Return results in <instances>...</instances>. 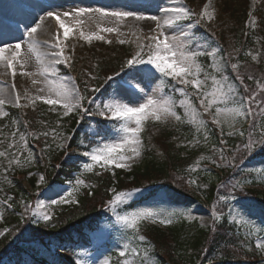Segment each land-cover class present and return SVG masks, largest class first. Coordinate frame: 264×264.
Here are the masks:
<instances>
[{"label": "snow or ice", "instance_id": "snow-or-ice-1", "mask_svg": "<svg viewBox=\"0 0 264 264\" xmlns=\"http://www.w3.org/2000/svg\"><path fill=\"white\" fill-rule=\"evenodd\" d=\"M46 7L51 10L44 11L42 9L44 14L39 15V19L33 17L32 26L25 25L20 37L0 36V67L10 72L13 78L19 72V75L30 78L33 86L42 85L35 94L25 89L22 96L16 91L13 83L14 101L4 98V87L0 86V117L5 115L4 108L9 104L16 108L30 107L35 110L38 103H43L49 106L50 112L58 113L61 118L71 113L80 112L101 117L108 121L111 127L110 131L106 133V130L99 127L100 122H98L97 127L90 132L92 140L89 143L91 146L84 144L83 140L79 142L80 146L88 148L87 151L81 153L83 157L87 158V162L82 164L81 172L77 174L72 187L64 192V195L59 196L58 199L47 201L37 199L34 206L31 202L22 201L25 207V214L21 215L22 221L26 218L31 219L33 223L43 220L47 226L53 218L51 213L45 210L47 207L79 203L74 194L79 191L81 186L92 187L81 179L84 173H93L97 167L103 171H111L113 175H115L114 169H130L145 150L143 133L149 122L161 126H167L170 121L190 125L197 136L202 134L205 142L208 141L212 131L209 127V123H211L219 130L220 144L223 145L226 143L223 139L225 135L239 134L243 137L245 132L237 125L241 121H248V138L243 145L244 151L250 155L257 147H264V100L257 99L256 91H252L251 95L246 94L249 89L244 84V75L239 71L241 67L239 62L229 65L224 56L219 55L223 50L221 47L209 50L207 44L199 42L193 32L195 26L214 19L215 10L211 7V0H207L198 13L189 8L183 0H157L155 4L157 11L153 14H145L142 11L111 10L105 7H76L70 11L59 12L52 5ZM249 16L250 19L246 27L254 29L256 27L255 17L251 12ZM84 17L89 19L98 17L96 24L98 31H83L84 21L82 18ZM129 18L136 21H151L154 26L150 27L147 32H144L143 29L138 34L133 31L136 40L133 41L135 50L131 57L124 61L120 72L105 79V84L116 80L108 98L98 101L86 97L81 93L75 78L59 74L58 65L62 64L70 69L73 63L72 56L66 54L65 41L74 31H78L79 38L89 43L93 40L104 41L105 36L101 33L122 35L120 25ZM46 20H54L58 27L55 29L49 27V32L54 31V37L40 40L37 38V33ZM66 20H71L72 23H66ZM106 20L114 21L116 26H103L102 22ZM106 42L111 43V41ZM118 42L123 45L129 41L119 39ZM44 47L50 51H41ZM249 55L255 61L260 52L258 51L256 54L249 52ZM202 56L209 58L211 75L201 63ZM33 58L36 68L34 71H27L26 66ZM229 66L232 76L228 74ZM125 69L130 71L126 73ZM85 75L88 77V80L85 81V90L87 91L89 90V81L95 80L96 77L91 72H86ZM35 76L44 79L40 81L34 79ZM247 79L251 80L253 77L248 75ZM153 80H156L157 84L149 92L146 89ZM68 82H71V86ZM257 83L259 88L264 89V84H260L259 81ZM241 87L244 89L243 93L240 91ZM90 91L100 93L101 87L91 88ZM177 95L180 99H177ZM85 99H88L89 107L94 105L91 112L89 107L84 106ZM194 101H198V104ZM178 108L183 112L178 113ZM205 116L208 119H205ZM21 123L23 130H21ZM40 123L46 125L47 122L40 121ZM29 124L30 122L27 120H13V127L7 134L0 127V170L6 179L9 172L30 166L37 159L34 149L29 147L30 138L38 141L43 136L47 141V137L51 134L54 140L59 139L58 148L68 147L66 141L70 137L64 136L63 133H57L56 128L37 132L31 130ZM56 125L60 126L59 119L56 121ZM225 129L228 131L225 132ZM199 143L200 140L194 137L188 142V146L194 147ZM50 147L45 142L40 152L43 154ZM212 152L218 153V159L201 155L194 164L188 166V171L195 172L197 169L208 171L207 167L201 164L204 160H209L216 167L237 169L241 166L234 163L235 153L231 159L225 157L223 147L217 149L213 145ZM65 155L67 156L68 153ZM225 161L227 163H224ZM242 162L243 160H241ZM255 171L257 182L264 180V168ZM28 175L31 176L32 173L29 172ZM44 181L45 178L40 176L37 184L42 185ZM250 182L229 177L218 184V194L210 210V226L213 232L216 231L218 223L225 219L224 213L218 211V207L221 206H229L227 216L231 218L230 223L236 225L237 231H240L241 225L252 223L244 214L243 209L237 210L230 206L231 202L236 199V191H243L244 184ZM188 183L196 185L197 188L207 187V185L200 184L195 178H189ZM39 191L38 187L37 192ZM139 191L138 188L119 191L115 188L108 189L111 198L105 201L104 207L115 217L114 223L119 226V240L116 244V259L113 260L109 254L104 256L99 264H154L153 254L150 251L152 246L149 245L146 236L142 234V225L149 221L171 225L176 217L195 221L196 217L186 211L176 213L150 207L124 210L128 207L127 201ZM221 191H224L225 194L220 195ZM88 194L92 195L93 193L89 191ZM11 199L8 197L0 201V206L6 205L7 208H13V204L10 203ZM29 212L30 216L27 215ZM253 229L264 234V226L253 225ZM7 232V228L0 231V237L5 236ZM252 235V231L245 232V240H249ZM244 242L241 241L242 244ZM255 246L264 252V240L258 239ZM75 264H89V262L82 257L76 260Z\"/></svg>", "mask_w": 264, "mask_h": 264}, {"label": "trees", "instance_id": "trees-1", "mask_svg": "<svg viewBox=\"0 0 264 264\" xmlns=\"http://www.w3.org/2000/svg\"><path fill=\"white\" fill-rule=\"evenodd\" d=\"M203 1L185 0L195 12ZM248 4L249 0H220L217 3L218 16L214 25L208 27L207 35L198 40L201 43L221 47L223 50L219 55L224 56L229 65L239 62L241 65L239 71L244 75L249 86L255 89L258 81L259 83L264 81V2L261 1L256 6L257 23L254 29L245 25ZM200 27L205 30L202 24ZM202 29H197V33ZM258 51L260 55L257 60L253 61L249 52L256 54ZM128 52V48L121 45L107 46L103 43L83 45L80 53L77 54L76 61L80 60L84 71L87 68L91 73L95 72V84L101 86L103 79L100 73L120 70ZM200 60L204 68L211 72L209 58L202 56ZM77 71V79L85 82L83 71L81 70L80 73L79 69ZM228 74L232 76L230 66ZM248 75H251L253 79H247ZM112 84H116V80L102 86L100 97L109 94ZM240 91L243 93L241 88ZM177 99H180L178 95ZM257 99L264 100V96L261 94ZM182 112L183 110L178 108V113ZM58 119L60 120L59 127L56 125ZM13 120H27L30 122L29 128L37 132L48 131L56 127L72 133L68 145L71 152L67 156L62 150H58L59 139L54 140L51 134L47 137V141L43 136L40 137L42 143L47 142L51 146L47 151L51 166L47 171L46 181L58 184L74 179L80 171L78 161L72 159V156L78 155L79 151H87L88 148L80 146L79 142L83 140L84 144L91 146L90 132L97 127L98 122H100L99 127L106 130V133L111 127L108 121L93 116L82 115L81 119L75 114H70L60 118L58 113L50 112L49 106L42 104L37 105L35 110H27L25 113L21 108L7 107L6 115L0 118V127L4 129L5 134L11 131ZM40 121L47 123L45 125ZM209 127L211 128L210 125ZM211 129L209 139L205 142L202 134L197 136L190 125L170 121L167 126H161L149 122L143 134L145 143L143 163L131 172L122 173L117 170L116 180L108 173L102 177H95V187L91 190L93 194L88 196V192H84L79 204L64 212L61 215L63 222L58 221L59 224L53 227L49 224L45 226V222L39 226L30 225L28 221L21 220L15 208V210H10L4 205L0 206L2 209L0 228L8 229L5 236L0 237V263L5 258L8 264H36V259L43 264H74L71 253L78 247L86 246L87 236L95 230V222L99 224L106 220L107 215L97 209L95 204L97 201L103 202L104 198H111L108 189L112 185L118 191L130 190V188L140 189V198L135 197L136 200L128 205L129 209L141 206L142 203L155 198L165 187L183 192L181 186L189 178H195L200 184L207 185V187L198 189L202 191V195L207 200L215 201L218 194L217 186L222 180L229 177L236 180H247L251 176L250 172L248 174L240 169L216 167L209 160L201 162L208 171L204 172L200 169L195 172L188 171V166L194 164L201 155L218 159V153H213L212 147L215 145L219 149L221 145L214 129ZM21 130H23L22 123ZM194 137L199 139L200 143L189 147L188 142ZM226 139L227 147H229V150L224 153L226 158L234 154L235 149L239 151L235 154L242 159L255 154L264 155L262 147H257L250 155L246 153L243 149L246 140L239 134L228 136ZM16 171L24 173L29 185L33 186L36 182V172L43 171V168L27 166ZM16 171L9 172L6 179L0 170V199L5 198L8 193L18 197L19 193L27 192L23 180L15 178ZM29 172L32 173L31 176L28 175ZM183 193L188 194L187 191ZM236 193L247 195L245 191L240 190ZM219 194L225 193L221 191ZM249 194L254 195L257 202L264 204V194L254 191H250ZM189 195L195 197L192 194ZM70 213L71 216H68ZM143 229L146 230L144 235L149 245L152 246L150 251L153 254L154 264H264V258H255L249 263L238 259L240 251L248 250L246 242L241 243L245 241V237L226 218L218 223L215 232L211 226L203 228L196 222H187L182 219L176 220L174 224L166 228L154 224L145 226ZM49 245L56 247L57 255L50 253ZM42 252H45V256L41 254Z\"/></svg>", "mask_w": 264, "mask_h": 264}, {"label": "rangeland", "instance_id": "rangeland-1", "mask_svg": "<svg viewBox=\"0 0 264 264\" xmlns=\"http://www.w3.org/2000/svg\"><path fill=\"white\" fill-rule=\"evenodd\" d=\"M204 4L207 2V0H204ZM218 1V0H217ZM254 1L256 0H249V10L247 13V16H249V13L254 9V6L256 4H253ZM259 1V0H257ZM146 2V3H145ZM157 0H0V18L2 20V23H0V36L4 37H9V38H18L21 36L22 31L24 30L25 25L31 26V22L33 21V17H38L39 15H43L44 11L51 10L47 8V5H52L56 10L59 12L63 11H70L76 7H105L111 10H131V11H142L145 12V14H153L157 10L155 8V5L151 6V3L156 4ZM264 2V0H263ZM203 4V5H204ZM202 5V7H203ZM202 7H200L199 12L201 11ZM211 7L214 9V3L213 0H211ZM21 11L26 12L28 16H23L19 15L18 13H21ZM254 17V15L252 14ZM83 19V25H82V30L85 32H95L98 31V28L96 26L98 17H93L92 19H89L87 17L82 18ZM250 19V16H249ZM248 19V21H249ZM256 20V18H255ZM48 21V20H46ZM1 22V21H0ZM138 21L129 18L126 21L123 22V24L120 25V32L122 35H117L116 33H101V35L105 36V42L106 41H111L110 44H120L118 42L119 39H124L126 41H129L123 45H127L128 48H133V51L135 50V43L133 41L136 40V36L133 35V31H135L137 34L141 29H143L144 32H147L150 27H153L154 24L151 21ZM146 23L145 26H142V28H135L134 24L138 23L139 25H143L142 23ZM4 23V24H3ZM66 23L71 24V20H66ZM103 26L105 27H115L116 23L114 21H103ZM58 26H53V29H55ZM198 26H195L193 29V32L197 38V40L202 38L203 36L199 35L196 32V29ZM49 30V29H48ZM52 34V32H49ZM55 33L53 31L52 37H54ZM46 35L41 36V40H48L51 39L52 37H45ZM61 36H62V30H61ZM198 40V41H199ZM84 40L79 38V32L74 31L73 34L69 37L67 41H65L67 47L65 49L66 54L68 55H73V48L75 45L78 44H83ZM107 43V42H106ZM207 47L209 50L218 47V46H213L207 44ZM50 50V49H49ZM202 63V62H201ZM59 69V74L61 76H70L72 77L68 72L67 73H61V68L58 65L57 66ZM36 68V63L35 60L29 61L28 65L26 66L27 71H34ZM207 71V69H205ZM130 71V70H129ZM129 71H125L126 73ZM211 75V72H209ZM123 75V73H122ZM34 79L42 81L44 78L40 76H35L33 77ZM51 78V77H49ZM13 83L15 84L16 91L19 92L22 96L24 94L25 89H28L29 92L35 94L37 89L42 87L41 84H37L33 86L31 84V79L28 77H24L19 75V72L15 76V78L12 77L10 72H8L5 68L2 67L0 70V86L7 88L5 92L7 93V96L4 95V98L8 101H14L15 98V92L12 89ZM69 86H71V82H68ZM157 81L153 80L151 81L150 85L146 89L147 91L151 92L152 87L156 86ZM264 84V83H262ZM251 92L256 91L257 92V97H259L261 94L264 96V89H261L257 86V88H253L250 86ZM113 89V87H112ZM112 91V90H111ZM167 91V90H166ZM251 95V93H250ZM108 96L103 97L101 100L107 99ZM96 100H98V96L95 97ZM24 103V101H22ZM12 106L11 104L6 105L4 108V112L6 114L7 112V107ZM14 107V106H12ZM30 108V107H29ZM28 109V108H27ZM60 117V116H59ZM2 118V117H0ZM238 128H242L246 134L247 137V132H248V121H241L240 124L237 125ZM56 128V127H54ZM57 133H63V129H57ZM228 129H225V132H227ZM64 136L66 133H63ZM228 136L226 135V138ZM108 137L106 136V139ZM248 138V137H247ZM60 143V142H59ZM29 147L34 149L35 155L37 156V159L35 162H33L30 166L32 167H37V166H44V167H50L51 166V159L48 156L47 152L41 153L40 149L42 147H37L29 143ZM235 153L239 152L237 149L234 150ZM236 155V154H235ZM233 154L230 155V159L232 158ZM72 159L78 161V167L80 168L81 172V166L84 162H87V158L83 157L82 155H74L72 156ZM240 160V161H239ZM241 160L243 162L241 163ZM144 161V153L140 158L135 160V162L132 164V167L130 169H123L125 171H130L133 168H136L137 166L141 165ZM235 163H239L241 166L237 169L242 170L243 172H247L250 176L247 181H251L250 183L244 184V187H248L251 185H254L255 188L261 190L264 192V180H261L257 182V173L256 169H261L264 168V155H253L251 158H240L238 155H236V160L234 161ZM24 169V168H23ZM79 172V173H80ZM95 172H103L100 168H96L93 173ZM93 173H84L81 176V179L85 181L86 184L92 185V180H91V175ZM78 174V173H77ZM40 176H44L42 172H37L36 173V182L33 186H30L28 184V180L24 179L25 187L27 189L26 193H19V196L16 197V200H14V195H10L8 197H11L12 199L10 200V203L13 204V208L17 210L18 215L21 217L22 214H25V207L23 202H31L32 205H35V202L37 199L40 200H49V199H58L59 196L64 195V192L68 191L69 188L72 187V184L75 181L74 179L68 180L67 182L63 184H58V183H47L46 179L42 185H38L37 181L39 180ZM51 186V187H50ZM1 187V186H0ZM40 188V191L37 192V188ZM84 186H81L79 188V191L74 194V197L76 200L79 201L80 195H81V188ZM261 188V189H260ZM62 189V190H61ZM190 190L194 194H197L198 192L195 193V189L188 184V182L182 184L181 190L185 192V190ZM128 190V189H124ZM175 191L170 188H163L158 196L155 198L142 203L143 205L137 207V208H145V207H150V208H155V209H165L168 212H176V213H183L187 212L188 214H191L192 216L196 217L195 221L192 220H185L187 222H196L199 226L203 228H207L210 226L211 223V215H210V210L211 206L215 202L214 200H207L204 199L200 194L197 195V197H191L186 193ZM140 191L137 193H134L132 198L127 201V206L130 205L133 201H135L136 198H140ZM223 195V194H220ZM236 195V194H235ZM7 197V198H8ZM6 198V199H7ZM105 199V198H104ZM102 199V200H104ZM98 201L96 202V204ZM75 204L77 203H68V204H58L54 206L47 207L45 210L50 212L52 215V221L49 224L50 227H53L54 225L59 224V222H63L61 215L64 212H67L70 208H72ZM95 204V205H96ZM231 207L236 208L237 210L243 209L244 214L250 219L252 222L251 224H243L240 226V230L245 233L248 231H252L253 235L250 237L252 240V245L256 249V254L259 255L261 258L264 257V252H261L256 248V241L258 239L264 240V234L260 232H256L253 229V225L257 227H262L264 226V204H259L255 201V198H248L245 199L243 197H239L236 195V199L231 202ZM129 208H125L124 210H128ZM229 210V206H221L218 207V211H222L224 213V217L227 218V220L230 222L231 218L227 216ZM28 216L31 215L29 212L27 214ZM71 216V213L70 215ZM67 216V217H68ZM2 218V209H0V220ZM181 218L176 217L173 220V223L176 220H179ZM28 221L30 225H36L39 226L41 223H44L43 220H40L39 223H33L31 219H25ZM67 220V219H66ZM59 221V222H58ZM115 217H112L110 220H105L101 223L100 227L98 230H96L94 233L91 234V240L90 244L86 249H81L79 250L80 252H77L80 254V258H84L88 260L89 264H99V261L104 258V256L111 254L112 259L115 258V253H116V244L117 241L119 240V231L118 225H115L114 223ZM150 222V221H149ZM158 223V222H157ZM162 227H167L169 225H163L158 223ZM171 224V225H172ZM234 227L236 225L234 223H230ZM237 228V227H236ZM5 228L1 227L0 231H3ZM117 229V230H114ZM38 229L36 228V231ZM38 233V232H37ZM39 234V233H38ZM53 250V249H52ZM54 251V250H53ZM87 253V255H85ZM242 254L244 255H250L249 253L246 254V252H239L238 256L240 257ZM0 264H8L7 259H2V262Z\"/></svg>", "mask_w": 264, "mask_h": 264}, {"label": "bare ground", "instance_id": "bare-ground-1", "mask_svg": "<svg viewBox=\"0 0 264 264\" xmlns=\"http://www.w3.org/2000/svg\"><path fill=\"white\" fill-rule=\"evenodd\" d=\"M146 3V2H145ZM152 5H155L154 3H151V6ZM19 15H23L24 17L25 16H28V14L26 12H23L21 11V13H18ZM36 19H39L38 17H35ZM52 21L53 20H48V21H45L44 23H42L41 25V28L38 30V33H37V38L40 39L41 36L43 35H46L45 37H52V34H53V31H52V34L49 33V27L51 26L53 28V25H52ZM139 23H141L140 21H138ZM2 23V20L1 22ZM4 24V23H3ZM143 25H139L138 23L134 24L135 28H142V26H145L146 23H142ZM32 26V25H31ZM41 40V39H40ZM41 51H50L47 47H44L41 49ZM31 60H35L34 58L31 59ZM30 60V61H31ZM2 69V67H0V70ZM6 90H8L7 88H4V95L7 96V93L5 92Z\"/></svg>", "mask_w": 264, "mask_h": 264}]
</instances>
